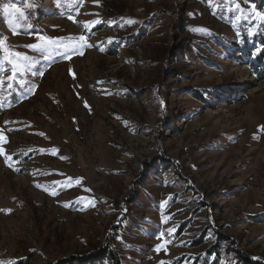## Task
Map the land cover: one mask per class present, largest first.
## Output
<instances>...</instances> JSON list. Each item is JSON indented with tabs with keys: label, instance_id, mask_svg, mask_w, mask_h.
Wrapping results in <instances>:
<instances>
[{
	"label": "rangeland",
	"instance_id": "1",
	"mask_svg": "<svg viewBox=\"0 0 264 264\" xmlns=\"http://www.w3.org/2000/svg\"><path fill=\"white\" fill-rule=\"evenodd\" d=\"M256 57L264 0H0V264H264Z\"/></svg>",
	"mask_w": 264,
	"mask_h": 264
},
{
	"label": "snow or ice",
	"instance_id": "2",
	"mask_svg": "<svg viewBox=\"0 0 264 264\" xmlns=\"http://www.w3.org/2000/svg\"><path fill=\"white\" fill-rule=\"evenodd\" d=\"M27 6H30V5L28 3H25V7H27ZM237 7H239V6L237 5ZM4 12L5 13H9V12L19 13L21 18L23 17V12H22L21 8L17 7L16 5H12L11 9L5 8ZM10 23H11V21H10ZM29 47L36 48V45H30ZM17 55H19V53H17ZM9 79H12V77H9ZM9 159H10V157H9ZM67 183L68 184H72L73 183V179L71 177H68L67 178Z\"/></svg>",
	"mask_w": 264,
	"mask_h": 264
},
{
	"label": "trees",
	"instance_id": "3",
	"mask_svg": "<svg viewBox=\"0 0 264 264\" xmlns=\"http://www.w3.org/2000/svg\"><path fill=\"white\" fill-rule=\"evenodd\" d=\"M264 59L262 57H256L252 60V63H260L263 62ZM250 263V262H249ZM251 264V263H250Z\"/></svg>",
	"mask_w": 264,
	"mask_h": 264
}]
</instances>
